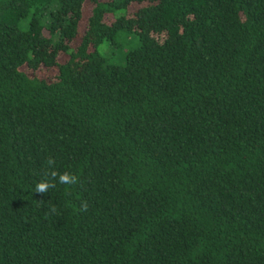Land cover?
<instances>
[{"label": "trees", "instance_id": "trees-1", "mask_svg": "<svg viewBox=\"0 0 264 264\" xmlns=\"http://www.w3.org/2000/svg\"><path fill=\"white\" fill-rule=\"evenodd\" d=\"M0 264H264V0H0Z\"/></svg>", "mask_w": 264, "mask_h": 264}, {"label": "clouds", "instance_id": "clouds-1", "mask_svg": "<svg viewBox=\"0 0 264 264\" xmlns=\"http://www.w3.org/2000/svg\"><path fill=\"white\" fill-rule=\"evenodd\" d=\"M56 161L53 158H49L46 161V165L48 167V169L50 170L48 173H45V177L44 179L40 180V182H38L35 185V193H48L51 189L56 187V184H62V185H66V186H71V185H75L76 183H78L79 181V177L76 176L73 173H70L68 171H65L63 173H59L55 170L54 165H55ZM88 208V204L87 202H82V211H86ZM57 211V209L55 207H53L51 209L52 213H55Z\"/></svg>", "mask_w": 264, "mask_h": 264}, {"label": "rangeland", "instance_id": "rangeland-1", "mask_svg": "<svg viewBox=\"0 0 264 264\" xmlns=\"http://www.w3.org/2000/svg\"><path fill=\"white\" fill-rule=\"evenodd\" d=\"M120 39H121V41H122V42H128V38H127V37H125V36H124V37H122V38H120ZM44 73L46 74V72H44ZM49 74H50V73H49Z\"/></svg>", "mask_w": 264, "mask_h": 264}]
</instances>
